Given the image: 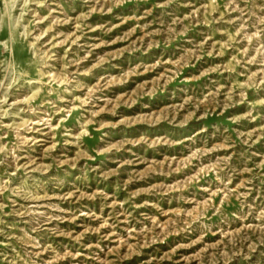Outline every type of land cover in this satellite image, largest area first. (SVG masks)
Here are the masks:
<instances>
[{
    "label": "rangeland",
    "instance_id": "rangeland-1",
    "mask_svg": "<svg viewBox=\"0 0 264 264\" xmlns=\"http://www.w3.org/2000/svg\"><path fill=\"white\" fill-rule=\"evenodd\" d=\"M0 264H264V0H0Z\"/></svg>",
    "mask_w": 264,
    "mask_h": 264
}]
</instances>
